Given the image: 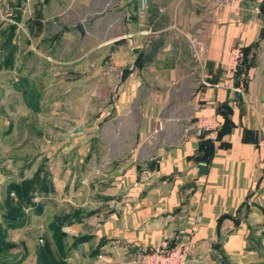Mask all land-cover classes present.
I'll list each match as a JSON object with an SVG mask.
<instances>
[{
	"label": "crops",
	"instance_id": "obj_1",
	"mask_svg": "<svg viewBox=\"0 0 264 264\" xmlns=\"http://www.w3.org/2000/svg\"><path fill=\"white\" fill-rule=\"evenodd\" d=\"M139 5L0 0V188L38 168L23 228L48 264H135L180 227L189 262L264 264V0ZM201 115L216 138L183 132Z\"/></svg>",
	"mask_w": 264,
	"mask_h": 264
},
{
	"label": "built area",
	"instance_id": "obj_2",
	"mask_svg": "<svg viewBox=\"0 0 264 264\" xmlns=\"http://www.w3.org/2000/svg\"><path fill=\"white\" fill-rule=\"evenodd\" d=\"M148 0H140L138 14H142L147 5ZM224 3H231V0H223ZM244 46L236 44L228 50L226 61L222 63V72L226 77L244 76ZM218 124L213 117L201 115L194 120L183 125V132L203 134L210 138H216L218 134ZM257 150L262 159H264V127L261 135L256 143ZM184 233V229L180 227L177 230L174 240L162 238L150 247L140 249L134 258L135 264H180L189 262V242L177 238L178 235Z\"/></svg>",
	"mask_w": 264,
	"mask_h": 264
},
{
	"label": "rangeland",
	"instance_id": "obj_3",
	"mask_svg": "<svg viewBox=\"0 0 264 264\" xmlns=\"http://www.w3.org/2000/svg\"><path fill=\"white\" fill-rule=\"evenodd\" d=\"M62 131V128H60V132ZM33 133V132H32ZM15 142V141H14ZM11 145V143H10ZM12 145H14L12 143ZM17 160L16 162H19L18 157H15ZM30 180L35 181V184L40 182V175L38 168L36 171L32 173L30 177L25 178L22 181ZM17 182V183H21ZM9 187L7 185L6 189L0 188V264H14L17 262L22 261L27 254L23 253L20 254L18 248L26 247L28 250H32V253L34 255H37L36 262L39 263H47L50 262V257L52 258V255L50 254L49 248H44V250H41V247L48 246L46 242L44 241V238L39 237L40 233L35 232L32 230L33 234L29 237L28 229L23 228L27 223L28 220V208H32V211H35L34 201H33V194L34 190H30V193L24 192L21 188L18 189V191H15L12 189L11 191H8ZM30 197V198H29ZM31 199V200H30ZM22 202L19 205H17L18 201ZM12 202V206L14 208H20L23 210V215H21V210H16L18 213H16L15 218L13 220L16 221L15 227H8L5 223V217L3 215L6 213L7 210V202ZM24 220H23V219ZM21 220L23 222L21 223ZM20 221V222H19ZM11 229L14 232L13 235H10L8 230ZM13 233V232H11ZM22 251V250H21ZM25 255V256H24Z\"/></svg>",
	"mask_w": 264,
	"mask_h": 264
},
{
	"label": "trees",
	"instance_id": "obj_4",
	"mask_svg": "<svg viewBox=\"0 0 264 264\" xmlns=\"http://www.w3.org/2000/svg\"><path fill=\"white\" fill-rule=\"evenodd\" d=\"M219 133H220V131H218V135H219ZM8 187H9V190L8 191H11L12 189H14L15 191H18V189L21 188L22 190H24V192L30 193V190H32V189L35 190V181L25 180V181H22L21 183H11ZM20 203L22 205L21 200L18 201L17 205H19ZM6 205H7V210L8 211H6V213L3 215V217L6 218L5 219L6 226H8V227H15L16 226V221L13 220V219L15 218L16 213H18L16 210H18L20 208H14L12 206V202L11 201L10 202H7ZM21 215H23V210H21ZM23 220H21V223L23 222ZM46 247L45 246L44 247H41V250H44V248H46ZM50 259H51V257H50ZM48 263L49 262H47V263L45 262L43 264H48ZM36 264H42V263H39L37 261Z\"/></svg>",
	"mask_w": 264,
	"mask_h": 264
},
{
	"label": "water",
	"instance_id": "obj_5",
	"mask_svg": "<svg viewBox=\"0 0 264 264\" xmlns=\"http://www.w3.org/2000/svg\"><path fill=\"white\" fill-rule=\"evenodd\" d=\"M20 8L14 7L13 11L17 12V14L20 13ZM74 28L77 29L80 33V35L84 34V26L83 23L78 21L74 24ZM264 32V28H261L260 34ZM237 94V92H236ZM83 132V124L81 122H78L74 125L72 129H70L69 134H81ZM198 175L204 173L206 171V164L204 163H198ZM180 264H202V263H193V262H185V263H180Z\"/></svg>",
	"mask_w": 264,
	"mask_h": 264
}]
</instances>
